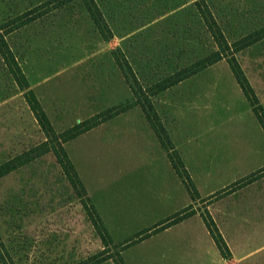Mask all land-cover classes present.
<instances>
[{"label":"rangeland","instance_id":"374dc122","mask_svg":"<svg viewBox=\"0 0 264 264\" xmlns=\"http://www.w3.org/2000/svg\"><path fill=\"white\" fill-rule=\"evenodd\" d=\"M205 18L222 34L224 57L161 97L171 73L193 69L220 49ZM0 33L25 77L17 81L0 55V164L45 139L28 89L55 132L130 105L64 143L90 198L73 190L51 151L0 177V264L113 261L121 256L119 244L187 207L203 210L202 220L216 227L206 204L234 201L228 194L246 185L234 183L264 167V132L227 61L235 56L264 111V0H0ZM246 35L261 37L236 51ZM142 106L163 142L141 129L148 123ZM167 112L175 117L169 142L186 171L177 166L178 172L168 156L172 172L162 158L169 149L157 115ZM81 141L101 146L85 150ZM242 153L244 161L237 159ZM179 179L188 206L174 210L182 200ZM156 180L171 181L152 185ZM94 208L111 241L106 247L92 223ZM263 245L258 234L239 248L254 250L250 260L264 264Z\"/></svg>","mask_w":264,"mask_h":264},{"label":"crops","instance_id":"0c3cea01","mask_svg":"<svg viewBox=\"0 0 264 264\" xmlns=\"http://www.w3.org/2000/svg\"><path fill=\"white\" fill-rule=\"evenodd\" d=\"M168 90L170 89L165 88L163 90L164 92L161 94V97L162 95L166 94ZM258 103L259 105L261 104L260 101ZM157 117L158 120L162 123L168 139L170 141L173 140L172 137L174 128L168 123L173 122L175 120V117L168 112L159 114L157 115ZM141 129L144 132L149 133V135L152 137H155L156 135L149 122L147 123V125H141ZM90 132L91 129L87 130V132L85 131L84 133L88 134ZM82 134H80L81 136L78 135L72 140L66 142L65 146H68L69 143L76 142L79 138L85 136ZM159 144V141H157V145L160 147L159 150L163 151L161 144ZM95 146H101V143L81 141V147H84L85 150H88ZM167 154L168 152L163 153L162 158L165 161L167 160L168 165L171 166L173 172L175 169L168 158L169 155ZM110 158L111 155L108 156V160H110ZM237 159L244 161L243 153L241 155L238 154ZM182 163L184 164L183 161ZM72 164L74 165L79 178H81V181L87 193H89V188L79 174V170L75 162H73ZM169 181L171 180H156L152 185H161ZM181 184V180L175 184L176 191L177 193H181L182 200L179 202V206L174 210L183 206L185 208V205L188 202V196ZM179 186H181V189ZM261 187H263V189H261ZM228 195H236L234 201H224L219 206H213V204V207H210V205H207V203L204 207L206 211L213 217L212 219H214V222L216 223L215 225L217 227V230L226 244L228 251V255L226 257L221 254V252L217 248L215 241L213 240L212 236L209 233V230L207 229L204 221L201 218V212L203 210H195L194 213L188 216L189 218L180 221V224L178 223V225L169 226L155 234L151 233L149 236L137 241L135 245L130 247L128 246L127 248L121 250L120 257L123 260L124 264L262 263L263 259H258L260 262L250 260V258L252 257L251 253L254 250H243L239 248V246H241L242 243L244 244L250 242L258 234L264 235V175L258 180H254ZM200 197L204 198L206 196L200 195ZM187 206L188 204L186 205V207ZM191 209L196 208L192 206ZM247 228H249V230ZM105 261L99 264H105L106 262V264H114V262L110 261V259L106 262Z\"/></svg>","mask_w":264,"mask_h":264},{"label":"trees","instance_id":"16d2710c","mask_svg":"<svg viewBox=\"0 0 264 264\" xmlns=\"http://www.w3.org/2000/svg\"><path fill=\"white\" fill-rule=\"evenodd\" d=\"M89 9V8H88ZM203 17H205L203 15ZM29 20V19H28ZM205 22L208 26L209 31L211 32V35L217 45V47H220V49H215L208 57H204L202 59L197 60V62L195 63V68L187 69L186 67H184L183 69L179 70V71H175L174 73H171L169 79H167L166 84L163 85V88H168L170 85H173L175 83H178L180 81H182L183 79H185L187 76H189L190 74H195L199 71V69H204L207 67V65L212 64L213 62H216L220 59H222L224 57V51L222 49L221 46V37L222 34L221 32L216 29V31H213L210 27V24L207 21V18H205ZM23 24V23H22ZM261 37V35H258L257 37H250L249 35H246L245 37L240 38L239 40H241V45H236L235 42V50L239 51L243 48H245L246 46L250 45L251 43L255 42L256 40H258ZM0 55L2 57V59L4 60L5 64L7 65V67L9 68L10 72L12 73V75L15 77V79L19 82L21 81H25V77L22 74L20 67L17 65V63L12 59V62H10V59L7 55V53H10L9 48L6 45L5 39L3 34L0 33ZM3 46L6 48V51H3ZM228 64H229V68L235 78L236 83L238 84V86L240 87L242 93L244 94V96L246 97L247 101L250 104L251 110L254 113L258 123L260 124L263 132H264V111L262 110L261 106L259 105L258 101H257V97L255 96V94L253 93V89L250 86L247 78L245 77L243 71L241 70L238 62L235 59L234 55H230V57H228ZM188 78V77H187ZM27 87V86H26ZM132 94L133 96H135L136 94V89L133 87L132 89ZM29 91V105L31 107V110L34 114V117L36 118L38 124L40 125L42 131L45 134V139L43 142L27 149L26 151L22 152L21 154L4 161L2 164H0V177L10 173L11 171L15 170L17 167H20L28 162H31L35 159H37L38 157L44 155L46 152H52L55 157H56V161L58 162V164L62 167L63 171H65V174L67 175V179L69 184L71 185V187L73 188V190H75V192H77L80 196L81 195H85L87 196L86 190L80 180V178L78 177L66 151L64 148V143L72 140L73 138H75L76 136H78L79 134L91 129L92 127L98 125L99 123L105 121L106 119L124 111L125 109H127L130 105L127 106H123V107H112L107 109L104 112H100L97 114H94L93 116L82 120L80 122H77L76 124L72 125L71 127L60 131V132H55L40 104V102L38 101V99L35 97V95L33 94V92L28 89ZM137 104V103H135ZM143 107V106H142ZM148 107L149 110H152V114H154L156 116V114L153 111V107L151 106V104L148 103ZM144 108V107H143ZM145 110V108H144ZM145 115L146 118L148 120V122L151 124V127L153 129V131L155 132V134L158 136V138L161 139V142H163L162 136L159 133V129L154 121V118L152 119L151 114L149 111L145 110ZM157 120V117H155ZM165 148L169 149L168 155L170 160L173 162V165L175 166V168L177 169L178 172L179 169L177 166H179V168H182L183 170V164L179 158V156L177 155L176 151L171 147V144L169 142V139L167 137V134H165ZM177 162L178 164L175 165L174 162ZM187 172H185L186 175V182H187V186L189 187V192L191 194V198L194 199V195H195V189H193V187L191 186V182L189 181V177L186 174ZM264 175V167L262 169H260L259 171L255 172V173H251L250 175L244 177L243 179H240L238 181H236L234 184L240 185V184H248L252 181H254L255 179L259 178L260 176ZM233 184V185H234ZM88 197V196H87ZM191 208V207H190ZM189 207H187L186 209L181 210V212L174 214L172 217L168 218L167 220L163 221L164 223L159 225L158 227H154V229H148L145 231H142L138 234H135L134 236L126 239L124 242H122L121 244H119L120 247V251L149 236L151 233H154V231L164 228L167 225H170L172 223L177 222L178 220H180L183 217H187L189 215H191L192 213H194V211L188 212ZM190 210V209H189ZM94 213L96 214L95 220H93V226L96 229V231L98 232V235L103 243V245L106 247L108 244L111 243L109 236L107 234V230L98 214V212L95 210L94 208ZM204 221L206 223V227L209 230L210 235L212 236L213 240L216 243L217 248L219 249V251L221 252V254H223L225 257L228 255V251H227V247L226 244L223 240V238L221 237L220 233L218 232L217 228L214 226L212 220L208 217H203ZM103 251H100V253H102ZM1 255V254H0ZM104 259H107V257H100L97 258L96 260L93 261L90 264H99L101 263ZM114 264H124L121 257L119 256L117 259L113 260Z\"/></svg>","mask_w":264,"mask_h":264}]
</instances>
